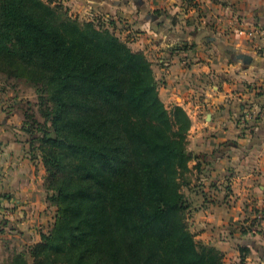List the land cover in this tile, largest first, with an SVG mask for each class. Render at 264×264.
Here are the masks:
<instances>
[{
  "label": "trees",
  "instance_id": "obj_1",
  "mask_svg": "<svg viewBox=\"0 0 264 264\" xmlns=\"http://www.w3.org/2000/svg\"><path fill=\"white\" fill-rule=\"evenodd\" d=\"M57 6L0 0V70L26 69L38 92L42 122L26 113L24 131L56 207L40 243L4 264H222L185 221L180 188L201 156L187 114L165 107L141 51Z\"/></svg>",
  "mask_w": 264,
  "mask_h": 264
},
{
  "label": "crops",
  "instance_id": "obj_2",
  "mask_svg": "<svg viewBox=\"0 0 264 264\" xmlns=\"http://www.w3.org/2000/svg\"><path fill=\"white\" fill-rule=\"evenodd\" d=\"M59 1L129 24L122 35L136 32L135 44L147 48L150 60L157 58L161 101L185 111L193 124L189 140L210 160L202 191L214 195L201 198L190 217L195 240L209 243L214 235L221 250L257 249L259 235L237 228L244 216L264 219V0ZM176 17L179 21L170 23ZM205 40L214 43V55L199 48ZM179 41L196 52H179ZM233 51L254 62L234 61ZM0 96L1 259L8 248L25 251L37 244L55 211L46 201L41 161L30 151L20 97L7 109L11 93ZM253 206L259 212H252Z\"/></svg>",
  "mask_w": 264,
  "mask_h": 264
},
{
  "label": "rangeland",
  "instance_id": "obj_3",
  "mask_svg": "<svg viewBox=\"0 0 264 264\" xmlns=\"http://www.w3.org/2000/svg\"><path fill=\"white\" fill-rule=\"evenodd\" d=\"M52 5H59L57 6L59 8V10L62 13L67 14L69 17H71L72 19H76L79 21H94L95 24L102 28V29H107L109 32H111L113 35L117 36L120 40H122L123 42L126 43V45L131 48L134 49L136 51H141L144 55H145V51L147 50V48H145V46H137L134 42V38L136 36V32H128L126 33V35H122L123 32H125L127 30V25L129 24H122V23H118L115 24L114 20H111L108 17H105L104 15L101 14H90L88 13H84V12H78L77 8H74V6L71 4H68L66 2H61L58 0H48ZM53 1L56 2V4H53ZM171 22L176 23L179 21V19L176 18H170ZM129 29V28H128ZM127 32V31H126ZM178 46V48L180 49V51H184V52H188V56L190 55V53H195L196 50H191V49H186L189 45H184L181 44L180 41L176 44ZM192 48V46H191ZM199 48L201 49L202 52H207L208 54H210V52H213L214 55V43H212V45L209 44L208 41H204L202 43V45L199 46ZM190 50V51H189ZM223 49H221V47H217V51L218 52H223ZM178 58H180L181 56H179V53H177ZM145 57L151 62L152 64V70H153V66H154V75L155 78L158 81V95L161 91V86L163 85V79L161 76L158 75V71H157V67H159V63L157 61V58H153V60H150L149 57H147V55H145ZM201 60V59H200ZM202 62V60L200 61ZM161 64V63H160ZM1 65V62H0ZM5 69H8L7 72H3L2 70H0V93L2 95H5L6 93H11L12 96H9L8 99L5 101L6 103H4V106L6 104V108L10 109L9 105L13 104V102L11 101L13 97H20L19 103H22V106H19L21 111L24 113V122L25 123V114L27 113L28 115H31V117L33 119H37L38 121L42 122V118L39 114V109H40V105H39V100H38V92L37 90L34 88V86L32 85V83H30L31 81L29 80V76L27 74V70L26 69H21L19 68V66L17 65H13L10 67V65L7 64H3ZM18 72V76L16 77L13 72ZM1 97V96H0ZM160 100L161 97L159 96ZM11 101V102H10ZM165 105V107L168 110H171L173 107L172 105L174 104L173 101H168L163 103ZM172 107V108H171ZM14 108V107H13ZM11 108V109H13ZM193 124L191 123V127L192 128ZM195 131V128H194ZM191 130L189 129V131L187 132V141H188V151L193 153V154H197V146L196 144H194V142H192V140H189L188 135H190ZM37 147V146H36ZM36 153V159H40L42 167L44 169V183H43V187H44V193L46 195V190H45V176H46V170L44 167V164L40 158V154L39 151H34ZM200 155V154H198ZM200 157V167L199 170L195 171L194 169L192 170V173L190 175L187 174V186H182L180 188L181 192L184 194L187 203L189 204V208L185 211V221L186 224H188V229L191 232L192 227L190 226V217L193 214L194 210L196 209V207H198V205L200 204V200L201 198H212L213 196H211L214 193V190H208L207 192L202 191L204 184V180L205 178H207L209 172L207 173V168L210 165V160L205 159V157ZM194 162V161H192ZM189 163L190 164L192 163ZM193 167V166H190ZM210 180V179H208ZM210 185V184H209ZM213 188V187H210ZM214 189V188H213ZM214 195V194H213ZM199 198V200H193L194 198ZM198 202V203H196ZM48 203V202H47ZM48 206L53 209L56 213V207L50 205V203H48ZM250 206V205H248ZM252 212H259V210L257 208H255L253 206V208L251 209ZM245 218H242V220L239 221L238 224V230L242 232V234H247L248 232L251 231H255L256 234L259 235V240H255L256 243L254 242L255 245H257V249H250L248 247H242V248H229L232 250H221L223 248H216L214 246V235L212 236L211 239H213V241L210 239L208 241H210L209 243H206L204 240H195V235L194 233V240L196 241V243L198 244V249L200 248V246H207V247H211L213 249V251L216 252V254L219 256V259L221 261L222 264H264V219L262 218V216L255 217V218H251L250 216H244ZM54 221V220H53ZM53 223V222H52ZM236 232V231H234ZM233 232V233H234ZM214 234V231L212 232ZM232 233V232H231ZM210 237H208L209 239ZM249 239H252V237H248ZM41 241V240H40ZM40 241L38 243H40ZM37 243V244H38ZM36 245V244H35ZM34 246V245H33ZM200 250V249H199ZM235 250V251H234ZM9 251V252H8ZM8 251L6 254H4L2 256V258L0 259V264H4L6 263V261H8L9 258H11V256L16 252V250L13 249V252H11V249L8 248ZM29 259V263L31 264V262L33 261V259L28 256ZM51 259L54 262H57V260L54 257H51ZM58 264V262H57Z\"/></svg>",
  "mask_w": 264,
  "mask_h": 264
},
{
  "label": "water",
  "instance_id": "obj_4",
  "mask_svg": "<svg viewBox=\"0 0 264 264\" xmlns=\"http://www.w3.org/2000/svg\"><path fill=\"white\" fill-rule=\"evenodd\" d=\"M233 53L234 54L232 56V59L234 61L241 62L244 65H249L254 62L253 58L250 55L236 53L235 51H233Z\"/></svg>",
  "mask_w": 264,
  "mask_h": 264
},
{
  "label": "built area",
  "instance_id": "obj_5",
  "mask_svg": "<svg viewBox=\"0 0 264 264\" xmlns=\"http://www.w3.org/2000/svg\"><path fill=\"white\" fill-rule=\"evenodd\" d=\"M263 33H264V28L261 30ZM241 33H243V31L241 32ZM260 216H258V218H259Z\"/></svg>",
  "mask_w": 264,
  "mask_h": 264
}]
</instances>
